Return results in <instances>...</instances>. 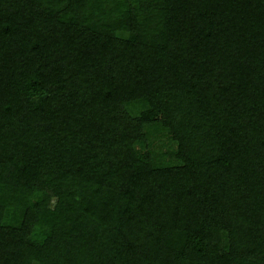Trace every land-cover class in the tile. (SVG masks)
Here are the masks:
<instances>
[{
	"label": "trees",
	"instance_id": "16d2710c",
	"mask_svg": "<svg viewBox=\"0 0 264 264\" xmlns=\"http://www.w3.org/2000/svg\"><path fill=\"white\" fill-rule=\"evenodd\" d=\"M0 264H264V0H0Z\"/></svg>",
	"mask_w": 264,
	"mask_h": 264
},
{
	"label": "rangeland",
	"instance_id": "374dc122",
	"mask_svg": "<svg viewBox=\"0 0 264 264\" xmlns=\"http://www.w3.org/2000/svg\"><path fill=\"white\" fill-rule=\"evenodd\" d=\"M163 142H165L164 144H168L169 143L168 137L163 138Z\"/></svg>",
	"mask_w": 264,
	"mask_h": 264
}]
</instances>
